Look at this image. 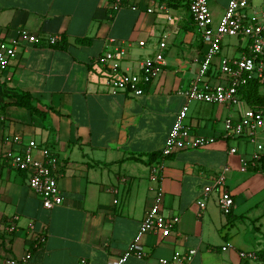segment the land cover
<instances>
[{
    "label": "crops",
    "instance_id": "obj_1",
    "mask_svg": "<svg viewBox=\"0 0 264 264\" xmlns=\"http://www.w3.org/2000/svg\"><path fill=\"white\" fill-rule=\"evenodd\" d=\"M229 1L209 0L215 24ZM114 2L0 0V39L22 28L61 35L59 42L67 44L62 49L25 42L20 57L0 78V227L18 216L16 230L3 233L0 264L28 251L30 260L21 264H80L81 259L109 264L132 243L158 186L163 213L178 215L180 222L169 236L144 235L148 255L131 256L125 264H159L162 257L190 249L197 254L187 264H253L239 251L264 252V172L241 170V157L249 158L254 150L246 138H222L225 119L238 118L246 109L190 103L192 133L217 141L202 148L187 145L169 156L162 153L186 103L178 91L196 76L197 59L206 48L189 0H137L139 10H115ZM263 3L251 0V10ZM153 5L155 12H147ZM110 39L127 47L122 71L136 70L161 41L167 43V66L143 95L107 91L99 58L111 47ZM246 43L242 38L225 40L221 55L237 57L247 51ZM22 93L34 97L31 106L18 104ZM30 140L59 157L64 202L52 209L30 188L28 172L3 159L6 151L19 150ZM231 148L237 152L230 153ZM153 165L161 170L160 181L152 177ZM225 166L230 167L226 188L235 200L229 215L220 209L218 190L207 197L205 207L198 203ZM39 235L44 240L36 246ZM227 244L234 248L223 250Z\"/></svg>",
    "mask_w": 264,
    "mask_h": 264
},
{
    "label": "built area",
    "instance_id": "obj_2",
    "mask_svg": "<svg viewBox=\"0 0 264 264\" xmlns=\"http://www.w3.org/2000/svg\"><path fill=\"white\" fill-rule=\"evenodd\" d=\"M129 6L139 10L137 0H115V10ZM251 0H230L220 21L215 24L209 6V0H189V10L205 44V51L199 59L198 71L187 88L178 92L185 96L186 103L177 113L175 123L169 132L164 149V156H169L176 149L187 145L202 148L217 141L216 137L194 135L186 124L190 103L202 102L212 104H226L234 106L240 102L239 89L252 80L264 83V3L257 10H251ZM165 9V5H160ZM149 13L155 12V6L147 7ZM252 11V12H251ZM226 37L246 39L247 51L237 57L222 56V49ZM62 40L61 35L32 33L28 29H18L14 36L0 39V78L8 71L13 60L20 57L24 43L34 45H52ZM108 48L99 58L101 65L106 69L105 85L107 91L113 94L129 93L143 95L146 87L155 81L167 66L165 49L167 43L161 41L157 49L149 56L140 60L136 70L122 71V62L128 54L127 47L115 39H110ZM145 41H139L140 47H145ZM216 80V82H214ZM264 108L256 109L247 107L238 118L228 116L224 121L223 139L246 138L254 145L250 157L242 156V171L255 167L264 156ZM37 152L41 156H37ZM236 148H231L230 153H236ZM3 159L20 171L28 172V184L33 192L40 197L43 206L52 209L64 202V197L59 186V157L49 148L40 146L36 140H30L19 150H8ZM229 166L223 167L215 176L212 185L205 187L204 199L198 203L206 206L207 197L215 190L220 193L219 206L221 211L229 215L234 208L235 200L230 190L226 188ZM264 172L263 170H260ZM152 177L161 180V170L158 165L152 166ZM155 200L146 211L140 228L128 249L109 264H125L131 256L140 259L148 253L142 243L144 235L160 233L169 236L180 222L178 215L167 216L162 211L163 190L160 186L154 188ZM116 201V200H115ZM15 220L3 228L0 227V246L5 239L3 233L14 232L17 228ZM34 230V224L30 225ZM44 237L39 235L37 244ZM233 245L227 244L223 250L232 249ZM197 254L196 249L186 252H174L169 257L159 259V264H187ZM242 259L253 264H263L261 254L256 251H239ZM32 256L31 251L21 258H9L7 264L27 263ZM86 259H81L80 264H86Z\"/></svg>",
    "mask_w": 264,
    "mask_h": 264
},
{
    "label": "trees",
    "instance_id": "obj_3",
    "mask_svg": "<svg viewBox=\"0 0 264 264\" xmlns=\"http://www.w3.org/2000/svg\"><path fill=\"white\" fill-rule=\"evenodd\" d=\"M174 1V0H173ZM88 42V39H85L81 42ZM53 47H58L65 49L67 47L66 42H58L56 44H52ZM240 101L244 102L247 106L256 108V109H263L264 108V83L260 82L259 80H252L248 82L246 85L242 86L239 89ZM27 98L24 101V98ZM34 97L29 93H22L19 96L18 104L22 106H31ZM157 154H153L152 158H157ZM253 170H263L264 171V156L262 157L261 161L257 164V166L253 167ZM261 258L264 264V252L261 253Z\"/></svg>",
    "mask_w": 264,
    "mask_h": 264
},
{
    "label": "rangeland",
    "instance_id": "obj_4",
    "mask_svg": "<svg viewBox=\"0 0 264 264\" xmlns=\"http://www.w3.org/2000/svg\"><path fill=\"white\" fill-rule=\"evenodd\" d=\"M226 41L227 40H234V41H237L238 40V38H236V37H226V39H225ZM224 51H225V49H224ZM214 82H216V80H214ZM192 103H202V102H196V101H194V102H192ZM247 108V105L245 104V103H241V102H239V104L238 105H234V110H238V109H241V110H245ZM186 124H188V118L186 119ZM263 136H264V133H263ZM238 139H231V141H234V142H236ZM250 145H251V148H253L254 149V145L250 142L249 143Z\"/></svg>",
    "mask_w": 264,
    "mask_h": 264
}]
</instances>
